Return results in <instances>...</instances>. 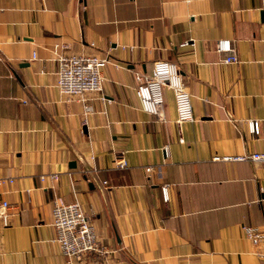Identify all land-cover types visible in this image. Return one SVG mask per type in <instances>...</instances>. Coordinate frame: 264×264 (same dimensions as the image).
<instances>
[{
    "label": "crops",
    "instance_id": "crops-1",
    "mask_svg": "<svg viewBox=\"0 0 264 264\" xmlns=\"http://www.w3.org/2000/svg\"><path fill=\"white\" fill-rule=\"evenodd\" d=\"M62 51L110 60L90 112L56 85ZM159 59L177 64L195 120L177 122L168 86L160 115L142 107L135 74ZM261 151L264 0H0V176L14 178L0 264H67L57 195L82 202L112 250L103 264H264L244 228H264V160L214 159Z\"/></svg>",
    "mask_w": 264,
    "mask_h": 264
},
{
    "label": "built area",
    "instance_id": "built-area-1",
    "mask_svg": "<svg viewBox=\"0 0 264 264\" xmlns=\"http://www.w3.org/2000/svg\"><path fill=\"white\" fill-rule=\"evenodd\" d=\"M216 49L226 54V62H237L239 59L234 52L231 38H219ZM57 58L56 85L66 100L80 97L85 102L84 94L86 92L103 89L104 68L110 61L107 56L97 53L62 51L58 53ZM135 76L137 80L136 92L145 110L156 115L162 113L164 87L168 86L175 94L177 122L195 120L192 95L175 62L159 59L155 62L154 74L137 71ZM84 106L86 112L93 109L89 102H85ZM249 124L252 133H260L259 120L250 119ZM214 159L264 160V151L251 155H215ZM126 163V160L122 159L118 165L124 167L127 165ZM146 169L152 171L156 169V166L150 164L146 166ZM5 181L13 182L14 178L0 176V184ZM168 185L169 183H166L162 187L165 200L169 199ZM1 205L4 208L10 203L4 200ZM52 215L57 231L56 240L60 244L62 253L67 257V264H103L104 261H107V255L112 250L100 238L94 221L86 213L79 199L66 201L63 196L57 195L53 200ZM0 217L4 224L10 222L6 211L0 210ZM244 228L254 245H258L264 239V228L257 225H245ZM260 255L264 257V252H261Z\"/></svg>",
    "mask_w": 264,
    "mask_h": 264
},
{
    "label": "water",
    "instance_id": "water-1",
    "mask_svg": "<svg viewBox=\"0 0 264 264\" xmlns=\"http://www.w3.org/2000/svg\"><path fill=\"white\" fill-rule=\"evenodd\" d=\"M70 164H71V166H75L76 165V162L73 161Z\"/></svg>",
    "mask_w": 264,
    "mask_h": 264
}]
</instances>
